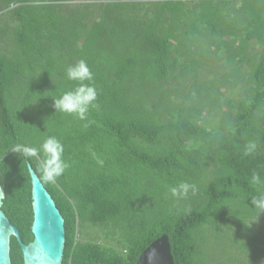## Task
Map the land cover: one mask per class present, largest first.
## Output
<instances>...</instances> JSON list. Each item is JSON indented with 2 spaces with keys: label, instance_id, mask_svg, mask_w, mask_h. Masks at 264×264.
<instances>
[{
  "label": "trees",
  "instance_id": "1",
  "mask_svg": "<svg viewBox=\"0 0 264 264\" xmlns=\"http://www.w3.org/2000/svg\"><path fill=\"white\" fill-rule=\"evenodd\" d=\"M93 2L0 0L1 210L21 241L32 240L29 164L64 219L62 264H135L163 233L174 264H264L252 203L264 184L251 182L264 181V0ZM82 59L99 105L84 121L54 107ZM49 136L69 164L54 181L42 152H22ZM182 182L197 190L173 197ZM87 224L103 243L78 239ZM208 237L238 251L217 259ZM10 260L22 264L12 236Z\"/></svg>",
  "mask_w": 264,
  "mask_h": 264
},
{
  "label": "water",
  "instance_id": "2",
  "mask_svg": "<svg viewBox=\"0 0 264 264\" xmlns=\"http://www.w3.org/2000/svg\"><path fill=\"white\" fill-rule=\"evenodd\" d=\"M27 171L31 190L32 240L27 244L21 241L19 230L1 210L4 192L0 193V264H11V236L19 244L22 264H62L65 245L64 219L29 164ZM135 264H174L168 236L163 233L153 240L141 252Z\"/></svg>",
  "mask_w": 264,
  "mask_h": 264
},
{
  "label": "clouds",
  "instance_id": "3",
  "mask_svg": "<svg viewBox=\"0 0 264 264\" xmlns=\"http://www.w3.org/2000/svg\"><path fill=\"white\" fill-rule=\"evenodd\" d=\"M66 76L70 81L78 82L77 86L69 91L64 92L59 98L54 99V107L56 110L74 115L79 120L87 119L90 109H98L99 105L96 103L98 92L94 86V74L90 70L85 60H80L74 66L66 68ZM87 126V125H85ZM257 143L249 141L244 150V155L248 156L255 153ZM24 157H34L38 152L43 153V160L40 163L41 171L44 179L54 181L61 176L69 167V164L64 159V145L55 136L47 137L40 148L24 146L22 148ZM99 164H103L102 160H97ZM251 182L255 185L264 184L258 172H253ZM193 193L197 190L195 185H190L187 182H182L176 187L169 189L171 195L178 199L186 198L189 190ZM3 191L0 190V193ZM254 208L259 209V213L264 212V193L259 194L252 200ZM65 246V245H64Z\"/></svg>",
  "mask_w": 264,
  "mask_h": 264
},
{
  "label": "rangeland",
  "instance_id": "4",
  "mask_svg": "<svg viewBox=\"0 0 264 264\" xmlns=\"http://www.w3.org/2000/svg\"><path fill=\"white\" fill-rule=\"evenodd\" d=\"M70 1V4L72 3H76V4H81V3H96V2H93V0H69ZM145 1H148V2H152V1H155V0H145ZM196 1V0H195ZM6 11V10H5ZM94 11V10H93ZM4 13V12H1V14ZM5 17V16H4ZM3 17V18H4ZM3 22V19H1L0 21V24H2ZM256 46H253V49H255ZM242 89L241 88H237V89H234L233 91H231V96L232 98L235 100L237 98H239L241 95H242ZM220 102L223 104L222 100H220ZM222 108H224L222 106ZM218 117V115H217ZM57 207V206H56ZM260 224L258 227H260L262 225L260 219H258V222H257V225ZM264 224V223H263ZM257 227V226H256ZM231 229H233V227H229L228 228V231L229 233L231 232ZM80 234L83 232L82 235H78V239L79 240H82V241H90V240H93V241H96L98 243H103L104 241L99 237V232L97 229L93 228L91 225L87 224V225H84V227L80 228L77 230ZM231 235V233L229 234ZM232 236V235H231ZM211 240L214 241V238L213 237H208L207 238V242H210ZM226 242V243H222V242ZM215 242V241H214ZM222 243V244H221ZM230 242L227 240V239H221V241H217L215 243H213V246L214 247V250H208L209 248V243H205V246H204V249L205 251L208 250V251H215V255L214 256H217V259H220V260H224L225 258V255L226 254H232L234 252H237L238 249L234 248L232 245L229 244ZM218 252V253H217ZM242 255V253H240V256ZM243 256V255H242ZM248 256V254H247ZM207 257V255H206ZM207 259V258H206ZM210 264H217L215 263V260L213 259ZM254 264H258L257 262L254 263Z\"/></svg>",
  "mask_w": 264,
  "mask_h": 264
}]
</instances>
